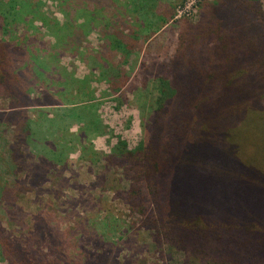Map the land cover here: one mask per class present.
Here are the masks:
<instances>
[{
    "label": "rangeland",
    "instance_id": "1",
    "mask_svg": "<svg viewBox=\"0 0 264 264\" xmlns=\"http://www.w3.org/2000/svg\"><path fill=\"white\" fill-rule=\"evenodd\" d=\"M4 1L0 41L19 87L0 91V264H171L108 160L118 141L149 137L179 27L214 0ZM123 29L139 47L112 64L114 84L128 78L114 94L102 47Z\"/></svg>",
    "mask_w": 264,
    "mask_h": 264
},
{
    "label": "trees",
    "instance_id": "2",
    "mask_svg": "<svg viewBox=\"0 0 264 264\" xmlns=\"http://www.w3.org/2000/svg\"><path fill=\"white\" fill-rule=\"evenodd\" d=\"M263 2L214 0L182 22L149 137L133 149L118 141L109 157L127 207L171 264H264ZM106 34L102 71L117 94L128 78L116 85L115 72L139 46L127 29ZM8 57L0 41V91L16 98Z\"/></svg>",
    "mask_w": 264,
    "mask_h": 264
}]
</instances>
